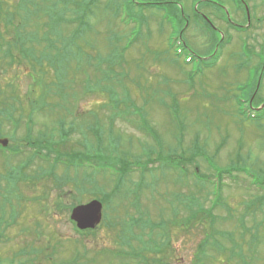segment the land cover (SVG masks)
Wrapping results in <instances>:
<instances>
[{"label":"rangeland","instance_id":"1","mask_svg":"<svg viewBox=\"0 0 264 264\" xmlns=\"http://www.w3.org/2000/svg\"><path fill=\"white\" fill-rule=\"evenodd\" d=\"M177 1L191 16L184 33L178 19L128 0H0V9L15 14L16 23L26 7L37 8L33 20L44 41L56 39L51 35L58 33L63 36L53 46L37 41L34 57L11 67L0 51V104L3 98L15 102L8 108L19 127L14 130L13 120L5 119L8 113L2 114V105L0 120L11 143L25 148L9 161L0 156V264H264V211L258 205L247 209L251 199L263 196L251 183L253 178L264 181V118L247 116L246 102L240 99H248L249 92L239 84L253 80L245 76L247 67L238 68L241 60L249 68L257 66V58H249L264 50V21H256L264 17V0H246L251 26L246 25L245 11L231 0H198L216 31L197 22L192 0ZM207 1L226 14L230 11L234 23L249 29L238 33ZM85 6V28L73 35L80 23L67 25L58 17L72 18ZM179 35L191 52L190 62L183 47L173 43ZM12 36L10 31L8 38ZM225 37L228 43L214 66L206 68L194 57L203 61L214 56L215 39ZM54 77L66 86L58 100L49 99L55 88H43L44 81L51 83ZM259 78L257 102H262L264 69ZM34 82L40 84L35 100L45 93L49 100H39L42 111L33 115L31 133L25 125V98ZM14 89L18 99L10 97ZM90 116L95 120L90 122ZM76 117L79 123L73 124ZM64 125L76 127L75 132ZM97 134L104 135L99 150ZM43 137L52 140L57 155L82 149L79 143L86 139L90 151L99 154L91 157L105 163L70 169L66 178L61 177V165L55 168L60 180L45 176L49 165L33 157L28 146L43 147ZM199 150L205 156L197 154ZM150 155L162 163H169L170 156L180 163L178 155L184 156L189 172L185 176L180 165L176 171L149 167ZM192 157H197L193 163ZM114 163L133 168L107 197L117 180ZM134 166L147 172L141 177V169ZM196 166L214 180L200 177L198 182ZM232 167L252 176H230ZM220 170L229 174L221 189ZM95 197L104 203L105 219L93 233L79 234L70 209ZM192 212L200 218L194 219Z\"/></svg>","mask_w":264,"mask_h":264},{"label":"trees","instance_id":"2","mask_svg":"<svg viewBox=\"0 0 264 264\" xmlns=\"http://www.w3.org/2000/svg\"><path fill=\"white\" fill-rule=\"evenodd\" d=\"M193 1V0H192ZM128 2L130 4H135V0H128ZM196 0H194L192 7L195 5ZM209 3H211L210 1H207ZM238 2H240L238 0ZM44 5H42V7H44ZM143 9L149 10L150 7H152L150 10H155L156 13L162 14L163 17H172L173 19H178L179 22H182L184 24V20H186V18L183 17L182 15V11L181 9L178 7V1L177 0H164L162 2L159 1H147L144 4H141ZM173 7V8H167V7ZM75 7V6H74ZM27 9L25 10V14L24 16H22V21H20V23H16L14 22L17 17H15V14H11V15H7L5 13H3V11L0 9V51H3V55L5 58V61L7 60L9 67H11L14 62H18L21 63L23 59H26V57L28 58H33V53L34 50L36 49V45L34 43H36L37 41H40L42 43H44L46 46H53L56 45L58 43V39L59 36H62V34L58 33L55 35H51V36H55L56 39H49L48 37L46 38L47 41H44L41 34L39 33V23L34 22V17L36 18V15L39 13L37 8H31V7H26ZM194 8V7H193ZM215 8L219 11H221L223 14H221V16L219 17L220 19H226V21L228 22V17L227 14L225 13V10L221 9L219 7L218 4H215ZM168 13V14H166ZM216 13V15H218V12H214ZM88 15V7L85 6L83 9L78 10L77 14H75L72 18H68L64 15H60L58 17V20H63L65 21V23L67 25H75L76 23H80L79 27L74 29L72 31L73 35H79L80 32H82V29L85 28L86 22H85V18ZM187 15V13H186ZM187 17H189V15H187ZM202 18V17H201ZM247 21V18H246ZM229 23V22H228ZM63 24L60 25V27ZM13 26V30L11 29V27ZM15 30V33H14ZM10 31H12L13 33V38H8L10 36ZM43 34H46V31H43ZM63 37V36H62ZM216 42L214 43V46L219 47V49L223 48L226 44L225 41H221V39H215ZM214 40V41H215ZM214 49V47L212 48ZM215 50V49H214ZM18 54V56L16 55ZM45 56V55H43ZM185 56H187V58H189V54L188 52H185ZM209 65H211V63H206V66L204 67H210ZM46 74V73H45ZM55 78V77H54ZM54 81V82H53ZM13 85V84H12ZM38 82H34L32 85L29 86L28 89V97L25 98V102L29 105V112H28V117L30 118L31 116H33L35 113H40L42 111V108L40 107V105L38 104L40 99L46 100L48 99L47 94L45 93L42 98H37V100H35L34 98V93L36 92V88L38 87ZM14 86V85H13ZM65 82H61L60 84H58L57 78H55L54 80H52L51 83H47L44 81V85L43 88L45 89V92L55 88V91L53 90V94L50 95L49 99H53V100H58L56 97L60 98V97H64L65 94ZM61 89H63V94L61 93ZM14 92L11 94V99H18V97L15 94V89L13 90ZM29 98V99H27ZM48 99V100H49ZM19 102V100H18ZM60 102V101H58ZM15 103V102H12ZM12 103H8L5 101V99H2V102L0 105H2V114H6L8 113L11 117L13 116L12 111L10 110V107H12ZM60 106H62L60 103H57ZM262 104V102H259L258 105ZM8 105L10 106L8 108ZM59 107V106H58ZM56 108V106H55ZM61 108V107H59ZM81 117V116H80ZM79 117V119H80ZM77 118V117H76ZM96 117L94 116H90V122H92L93 120H95ZM13 120V125L15 126V130L18 127V124L20 123V121L18 119H12ZM89 119H85L83 120L84 122L88 121ZM66 123V122H65ZM79 123L78 118L77 120L73 121V124ZM88 123V122H87ZM97 146V149L99 150L100 146L103 143V138L101 135L97 134L94 137ZM86 139H84V141H81V147L82 149H78L77 153L74 155V159L75 160H79L81 163H83L85 161L84 157L88 156V155H97V157L99 156V154H93L90 150L91 147L90 145L86 144ZM85 150L88 152V154L85 153ZM61 154H66L65 152H61ZM196 159V158H195ZM195 159L193 160V157L191 158V163H193L195 161ZM100 160V158H99ZM197 167V166H196ZM188 169H186V175L188 174ZM193 174L195 176H199V172H193ZM223 174V172L221 173ZM199 178V177H198ZM257 182H255L256 184ZM259 184V183H258ZM262 184V183H261ZM259 184V185H261ZM262 186H264V184H262ZM263 196L262 197H257L255 199H251L250 202L248 203V207L247 209L251 210L253 207H255V205L259 206V210L264 211L262 208L264 207V192L262 193ZM194 219H198L200 218V214L198 212H192L191 213ZM202 217V216H201ZM188 220L192 221L191 218H188Z\"/></svg>","mask_w":264,"mask_h":264},{"label":"water","instance_id":"3","mask_svg":"<svg viewBox=\"0 0 264 264\" xmlns=\"http://www.w3.org/2000/svg\"><path fill=\"white\" fill-rule=\"evenodd\" d=\"M0 142L4 145L8 144L7 139H0ZM71 217L82 229L94 228L102 219V203L94 200L88 204L80 205L73 210Z\"/></svg>","mask_w":264,"mask_h":264},{"label":"flooded vegetation","instance_id":"4","mask_svg":"<svg viewBox=\"0 0 264 264\" xmlns=\"http://www.w3.org/2000/svg\"><path fill=\"white\" fill-rule=\"evenodd\" d=\"M4 129H5L4 128V121L2 120V123L0 124V137H4V131H5ZM0 156H1V161H3V162L5 160L8 161L9 160L8 149L7 148H3V147L0 146Z\"/></svg>","mask_w":264,"mask_h":264}]
</instances>
